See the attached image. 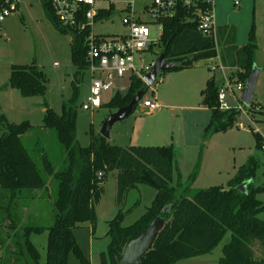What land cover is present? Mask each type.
Wrapping results in <instances>:
<instances>
[{
    "label": "trees",
    "instance_id": "obj_1",
    "mask_svg": "<svg viewBox=\"0 0 264 264\" xmlns=\"http://www.w3.org/2000/svg\"><path fill=\"white\" fill-rule=\"evenodd\" d=\"M4 1L0 0V7ZM41 2L55 30L71 38L70 62L75 72L70 83L71 96L62 103L59 115L45 101L41 104L43 118L38 130L54 136L58 143L55 153L27 147L24 138L34 129L29 121L10 123L1 116L0 130L4 128V131L0 135V264H42L31 236L45 232L44 264H67L70 252L81 264H89L76 243L74 230L90 223L94 235L95 205L101 197L102 183L112 171H116L118 211L108 222L109 243L106 251L99 254L100 264H118L116 258L125 244L138 237L159 216L165 219L164 226L138 264H174L182 259L208 255L227 233L229 241L222 247L223 255L218 264H264V219L258 217L264 213V202L256 198V193L264 190V184L255 186L257 161L254 158L250 157L238 169L227 188L209 187L186 198L180 195L179 184L172 185L175 157L172 146H116L92 130L88 145L79 144L76 138L78 91L88 67L84 36L62 29L53 15L50 1ZM111 14L109 11L106 18ZM162 24L159 42L146 52L153 53L157 49V57L163 53L165 61L181 63L163 72L187 69L197 62L211 61L219 56L222 65L234 70L232 76L245 85L253 69L252 32L246 45L239 47L235 28L219 27L216 50L214 39L196 29L191 13L183 7ZM46 81L35 63L14 64L7 86L18 90L25 98L44 97ZM141 89L145 94L149 88L145 89L139 76L132 75L127 91L124 94L115 92L100 108L111 114L127 106ZM217 91L218 84L212 74L201 92V104L210 112L203 132L204 142L212 134L234 127L239 115L233 108L219 109ZM248 108L249 111L255 109L253 102ZM254 136L257 147L264 150L263 138L257 133ZM199 164L196 163L187 177L188 184L197 177ZM245 182L248 184L244 192H239L237 187ZM141 185L152 189L154 197L134 223L123 226L131 211L123 210L126 196ZM188 189L186 186L181 193ZM40 191L46 193L53 207L52 224L46 227L30 224L27 220L32 217L25 212L35 203ZM166 206L170 208L162 214Z\"/></svg>",
    "mask_w": 264,
    "mask_h": 264
},
{
    "label": "rangeland",
    "instance_id": "obj_2",
    "mask_svg": "<svg viewBox=\"0 0 264 264\" xmlns=\"http://www.w3.org/2000/svg\"><path fill=\"white\" fill-rule=\"evenodd\" d=\"M19 8L17 12L7 17L0 24V119L4 118L10 123H20L29 121L34 127L27 133L24 140L27 147L33 151L47 150L49 153L56 152L57 141L54 136L46 131H39L38 127L42 125L41 104L45 101L56 114H60L61 105L71 96L70 83L73 79L75 68L70 62V36L59 33L46 18L41 0H16ZM238 5L235 6L234 2ZM215 25L219 27L230 26L236 31V45L242 47L248 42L249 33L253 34V61L252 67L257 72L256 82L253 93V105L255 109H250V120L243 122L244 127L234 126L227 131L214 133L208 140L207 146L196 150L197 162H199V174L192 182L187 183V177L191 174L178 175L173 171L172 185L178 184L182 189L188 186V190L180 195L191 198L199 190L214 186L227 188V183L237 174L238 169L252 157L257 161L255 171V186L264 184V150L258 148L255 142L254 134L257 133L263 138L264 143V0H214ZM123 13L114 12L106 21L96 23L94 32L97 35L123 36L127 34V29L122 25L121 18ZM151 34H155L157 27L153 24L147 26ZM221 49V46H220ZM157 49L153 53L145 52L143 54V64L148 65L157 58ZM136 67L141 63L139 57L135 55ZM35 65L43 72L46 77V88L44 97H22L18 90L13 89L8 84L11 65ZM196 66L189 69L203 70L207 77L215 74V82L221 80V75L217 71L212 72L208 69L210 61L197 62ZM175 71L161 72L157 75L152 87L144 94L142 98L151 99L152 91L158 101L182 103L183 95L174 91L175 87L180 92L188 91L191 93L200 91L195 88V78L184 76L180 78L171 77ZM234 70L226 69L230 74ZM90 83V74L85 72L79 85L76 117V138L83 147L89 143L90 131L98 134L101 129L102 121L109 115L105 108H99L94 111H85L81 109V103L88 96ZM115 85L121 94L127 91L130 83V74L123 79L115 80ZM115 89L111 92L102 94V102L107 103L115 94ZM197 97V95H196ZM182 99V100H181ZM230 107L235 102L227 97ZM201 101V98H200ZM36 104H38L36 106ZM249 109V108H248ZM260 110V112H259ZM156 112V111H155ZM154 112V114H155ZM259 112V113H258ZM150 114V115H149ZM210 117V113H207ZM154 118V115L141 109L140 102L135 107L133 113L126 119L115 123L110 131L109 143L111 145L122 146L125 136L131 131L132 120L134 118ZM187 119H192L187 115L185 127L187 129ZM4 128L0 130V135ZM202 132L204 130L202 129ZM122 136V137H121ZM206 143V142H205ZM204 143V144H205ZM147 147L148 145H143ZM124 147V146H122ZM206 147H208L206 149ZM53 155V154H52ZM182 163H187L186 156L191 155L187 149L183 152ZM180 159V157H179ZM139 188V189H138ZM130 190L127 194L123 210L131 209L129 215L124 219L123 226H129L134 223L150 205L154 191L146 186H139ZM37 198L34 204L30 205L28 212L30 224L38 226H49L52 224L53 207L50 199L45 192H37ZM44 193V195H41ZM256 198L264 202V190L256 193ZM32 207V208H31ZM96 221L95 233L91 234L90 223H85L74 230V237L83 256L89 261V264H100L99 254L106 251L109 237L108 222L114 218L118 211L116 203V171L110 172L102 183L101 197L95 205ZM34 216V218H33ZM259 219H264V213L260 214ZM46 232L40 235L31 236L32 243L37 247L41 263L45 261ZM230 234L227 233L222 241L216 245L213 251L201 257L182 259L174 264H218L222 257V247L229 241ZM67 264H81L72 252L68 255Z\"/></svg>",
    "mask_w": 264,
    "mask_h": 264
},
{
    "label": "built area",
    "instance_id": "obj_3",
    "mask_svg": "<svg viewBox=\"0 0 264 264\" xmlns=\"http://www.w3.org/2000/svg\"><path fill=\"white\" fill-rule=\"evenodd\" d=\"M50 6L58 25L71 33L84 36L86 47V72L90 74L88 96L81 103V109L94 111L101 107L102 94L117 92L115 80L123 79L127 74L137 75L141 78L150 70L152 61L147 66L143 64V54L151 47L157 45L163 32L162 21L177 14L179 8L189 10L192 19L196 22V29L205 36L214 39L218 50L215 25L214 0H49ZM237 6L238 2L235 1ZM16 0H5L0 7V24L10 15L17 12ZM111 11L121 12L122 25L127 29L123 36L97 35L93 28L96 23L108 20L106 14ZM153 24L157 27L155 34L147 28ZM135 55H138L140 66L136 67ZM209 70L219 72L221 80L218 85L217 102L222 111L235 109L239 112L234 126L244 127L243 122H251L248 107L242 104L240 98L245 85L238 81L233 73H226L219 56L210 61ZM214 74V73H213ZM230 97L234 106L227 102ZM141 109L153 113L160 108V103L153 96L151 99H140ZM138 102V103H139ZM264 109V105L262 106ZM1 252V251H0Z\"/></svg>",
    "mask_w": 264,
    "mask_h": 264
},
{
    "label": "crops",
    "instance_id": "obj_4",
    "mask_svg": "<svg viewBox=\"0 0 264 264\" xmlns=\"http://www.w3.org/2000/svg\"><path fill=\"white\" fill-rule=\"evenodd\" d=\"M171 75L174 78L193 76L195 78V88L201 90L200 96L196 92L197 97L195 93H191L189 97L188 91L180 92V89L178 90V87H175V93L182 94V99H184H181L183 104H175L166 101H161L160 103L153 93V96L160 103V108L156 112L154 111L155 114L154 112L151 113V115H154L151 120L149 118L135 117L132 120L131 131L125 136L122 146H172L175 151L174 171L178 175H183L190 173L197 163V156L193 152L196 153V150H199L198 148L202 150L203 146L209 144L208 141L205 143L203 139L202 129L204 130L210 117L207 114L209 110L201 104V92L210 77H207L203 70L197 68L175 71ZM219 83L220 81L217 84L219 85ZM187 115L191 116L192 119H187L188 125L186 129L184 123ZM187 149L191 151V155L185 157L187 163H184L185 161L182 163L183 152ZM188 191L191 192L189 189Z\"/></svg>",
    "mask_w": 264,
    "mask_h": 264
},
{
    "label": "water",
    "instance_id": "obj_5",
    "mask_svg": "<svg viewBox=\"0 0 264 264\" xmlns=\"http://www.w3.org/2000/svg\"><path fill=\"white\" fill-rule=\"evenodd\" d=\"M181 66V63L167 62L164 60V55L161 53L153 62L150 70L142 77L144 87L150 88L153 86L157 75L163 71L173 69ZM257 72L252 69L251 75L245 83L243 94L240 98L243 105L250 107L253 100L254 87L256 82ZM144 96V89L136 92L129 104L123 108L116 110L109 114L102 122L99 134L105 139L110 138V131L113 125L119 121H122L129 117L134 108L137 106L140 99ZM245 182L237 187L239 192H244ZM170 206H166L162 209L161 213L165 214L169 210ZM165 219L162 217H156L148 227L136 238L127 242L122 250V253L117 256L118 264H138L139 259L150 250L154 239L156 238L159 231L164 226Z\"/></svg>",
    "mask_w": 264,
    "mask_h": 264
}]
</instances>
